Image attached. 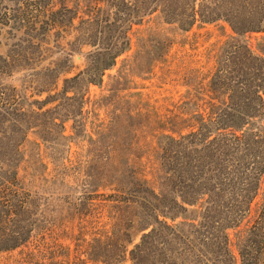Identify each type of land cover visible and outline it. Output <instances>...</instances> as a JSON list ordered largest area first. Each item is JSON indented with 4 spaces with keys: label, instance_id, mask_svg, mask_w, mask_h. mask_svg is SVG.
Instances as JSON below:
<instances>
[{
    "label": "rangeland",
    "instance_id": "1",
    "mask_svg": "<svg viewBox=\"0 0 264 264\" xmlns=\"http://www.w3.org/2000/svg\"><path fill=\"white\" fill-rule=\"evenodd\" d=\"M42 1L0 0V191L9 171L17 170L24 190L39 194L36 206L49 209V219L55 223V233L46 241L62 245L67 256L63 257L69 262L81 259L86 264H106L90 259L86 252L99 237V230H112L118 221V231L122 228L132 239L127 253L118 255V264H137L140 257L134 251L135 245L151 229L142 233H138L136 225L131 229L129 222L135 220V207L106 200L114 192L101 186L105 158L118 154V161L141 159L150 172L159 163L161 135L180 122L187 101L206 98L213 73L219 65L232 61L233 45L246 44L264 57V26L262 31H249L239 37L229 22L234 12L227 0H198V8L205 16H221L209 23L198 20L187 32L178 24L163 23L157 14L146 17L142 25L134 26L131 48L106 72L103 85L91 86L81 113L77 105L57 94L66 77L87 67V54L92 49L74 43L76 32L71 28L55 26L43 35L38 29L24 27L33 16L31 11ZM86 3L87 0H52L51 7L60 11L64 6L84 7ZM252 21L264 23L258 18ZM78 23L77 20L75 24ZM158 41H166V47ZM54 65H73L74 70L72 75L60 77L58 90L48 92L55 80L49 70ZM16 99L22 110L7 107ZM69 113L73 116L69 117ZM114 119L117 130L104 135ZM111 145L118 151L111 152ZM88 197L96 198L92 207ZM263 204L264 178L250 214L228 232L236 264H241L240 243ZM200 214L199 208L192 207L186 224L179 218L168 220V227H158L161 235L153 238L166 241L167 264L208 263L203 254L208 253L211 241L199 223ZM39 233L26 247L0 252V264H35L38 257L29 253H36L34 248L42 236ZM154 251L157 261L160 250ZM208 259L213 261L214 257Z\"/></svg>",
    "mask_w": 264,
    "mask_h": 264
},
{
    "label": "trees",
    "instance_id": "2",
    "mask_svg": "<svg viewBox=\"0 0 264 264\" xmlns=\"http://www.w3.org/2000/svg\"><path fill=\"white\" fill-rule=\"evenodd\" d=\"M51 1L36 4L24 27L38 29L43 35L55 26L71 28L76 32L74 43L92 49L87 54V67L66 77L62 91L57 94L77 105L81 113L91 86L103 85L106 72L131 48L130 33L134 26L142 25L146 17L157 14L163 23L178 24L187 32L198 20L209 23L221 16H205L198 8V0H87L84 7L64 6L60 11L52 10ZM227 1L234 12L229 22L239 37L249 31H262L264 23L258 25L252 19L264 22V0ZM158 44L166 47V41ZM231 55L232 61L219 65L213 73L206 98L193 97L187 101L180 122L173 119L176 123L161 135L159 163L150 172L141 159L118 161L117 154L104 160L101 186L114 192L106 200L135 207V220L129 222L131 229L135 225L138 233L151 229L135 245L134 251L140 257L137 264H167L166 241L153 237L161 235L158 227H168V220L183 218L186 224L192 207L200 209L199 223L211 241L208 253L203 254L206 264H236L228 232L248 217L264 178V57L242 43L233 45ZM56 66L49 69L55 80L48 92L58 90L60 77L72 75L74 70L73 65ZM70 93L73 95L69 96ZM19 104L16 99L7 103V107L22 110ZM70 116L73 115L69 113ZM110 125L104 135L117 130L115 119ZM109 148L111 152L118 151L112 145ZM1 186L0 252L26 247L42 232L34 248L36 253H29L38 257L35 264H86L81 259L69 262L62 245L46 241L47 236L55 233V223L49 219V209L36 206L39 194L24 190L17 170L9 171ZM88 199L92 207L96 198ZM98 234L86 253L90 259L118 264V255L128 251L130 233L122 228L118 231L117 221L112 230L102 229ZM154 249L160 250L157 261ZM263 253L264 204L240 243L241 264H261ZM209 256L214 257L213 261Z\"/></svg>",
    "mask_w": 264,
    "mask_h": 264
}]
</instances>
